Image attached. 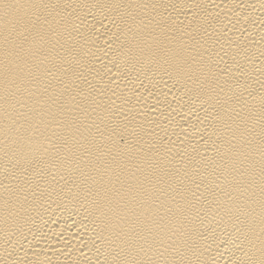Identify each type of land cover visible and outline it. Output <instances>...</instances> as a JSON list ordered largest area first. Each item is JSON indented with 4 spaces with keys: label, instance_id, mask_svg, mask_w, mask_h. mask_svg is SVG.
I'll list each match as a JSON object with an SVG mask.
<instances>
[{
    "label": "bare ground",
    "instance_id": "obj_1",
    "mask_svg": "<svg viewBox=\"0 0 264 264\" xmlns=\"http://www.w3.org/2000/svg\"><path fill=\"white\" fill-rule=\"evenodd\" d=\"M0 264H264V0H0Z\"/></svg>",
    "mask_w": 264,
    "mask_h": 264
}]
</instances>
